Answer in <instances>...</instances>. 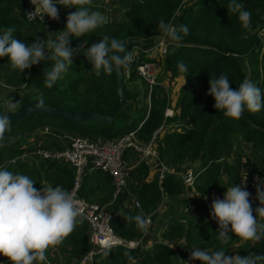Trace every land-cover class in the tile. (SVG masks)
<instances>
[{
  "label": "trees",
  "instance_id": "obj_1",
  "mask_svg": "<svg viewBox=\"0 0 264 264\" xmlns=\"http://www.w3.org/2000/svg\"><path fill=\"white\" fill-rule=\"evenodd\" d=\"M241 2L251 13V26L248 30L243 29L237 15L228 10V0H197L185 6L181 5V0H122L120 4L123 15L120 20L106 21L102 27L80 37L81 41L86 40L83 44L86 50L104 35L118 40L139 38L141 44L152 41L163 35L158 29L160 19L172 25L188 26V34L178 46L170 41L169 51L163 59V67L169 70L172 76L184 79L178 98V118L186 123L187 128L182 131L166 129L162 136H156L154 142L158 158L167 166H180L184 162L187 163L186 166L197 165L194 168L197 173L194 190L200 196L208 198L220 194L232 183H237L244 167H247L248 174L257 172L264 177V107L257 112L245 110L239 120H232L223 116L220 110H216L213 107V98L206 94L209 79L221 73L228 76L231 88L238 87L242 80L249 79L256 83L264 94V46H261L255 33L264 16V0ZM25 4L26 0H0V27L13 28L14 38L22 41L25 38L35 39L36 36H40V32L45 31L40 22L32 23L26 20ZM73 10L60 11V21L66 22L67 14ZM32 26L35 29L36 26L42 28L40 32L37 30L40 34L34 30L26 31V28ZM142 59L151 60L145 56H142ZM177 62L185 63L189 70L185 74L179 73ZM87 66L91 73V82L80 92L79 84L83 80V72L63 89H59L57 82L52 88H46L43 85L44 73L50 68V62L41 61L20 73L11 68L6 56L0 58V73L14 71L17 77L15 90L6 95L11 105H14L9 109L37 102L34 97L38 89L44 97V103L60 107L53 102L55 98H59L55 102L67 100L79 107L68 110L106 112L116 98L115 72L111 75L102 73L101 84L97 83V76L94 75L89 61ZM133 77L131 74L130 79ZM80 94H84L81 99L77 98ZM134 95L135 93L129 89L126 96L127 104L120 108L109 124L99 121L75 123L44 113H32L14 123L10 121L11 131L5 135L14 139L12 142L6 140L3 146H0V164L20 154L24 148L34 147L32 136L43 125L52 127L53 131H62L69 135L89 134L87 130L99 127L105 131V135L112 137L135 128L146 116V103L142 106L137 105ZM168 100V95L163 92L160 85L152 87L149 114L140 127L144 141H150L154 131L162 124ZM49 116L61 120H51ZM41 138L44 145L50 147L49 140L52 136L46 135ZM30 139L32 141H29ZM53 144L57 146L54 140ZM248 152L249 157H255L258 161L245 163L243 158ZM7 169L28 175L35 181L34 187L37 189L61 185L68 190L72 184L73 168L63 160L28 158L9 165ZM135 170L138 179L133 187V196L139 200L140 209L112 212L111 226L116 234L124 239L139 238L144 231L143 228H138L134 221L128 220L129 216L152 213L151 227L162 220L155 210L163 197H179L190 190L175 174L166 173L160 182L155 176L146 182L147 165L140 162ZM90 172L92 174L85 175L83 179L81 194L87 200L99 204L108 202L114 191L111 177L101 171ZM129 193L126 187L114 198V201L120 203L118 208H123L122 205L131 200ZM165 214L167 219L161 237L167 242L154 243L148 251L121 246L111 247L108 248L107 256L103 252L95 254L94 264H173L177 261L174 250L169 246L172 240L188 239L190 244L210 248L212 252L221 250L223 245L236 238L229 233L230 238L221 242L215 233L217 226L192 223L188 216L186 218L189 221L185 217L178 220L177 214L171 210H167ZM77 219L80 222L59 244L62 261L66 264H72L70 261L73 260L78 261L90 249L86 234L87 225L82 219ZM257 220L264 224V217L258 216ZM188 242L185 245L190 247ZM249 252L264 256V240L254 246L247 243L237 250L236 255L245 256Z\"/></svg>",
  "mask_w": 264,
  "mask_h": 264
},
{
  "label": "clouds",
  "instance_id": "obj_2",
  "mask_svg": "<svg viewBox=\"0 0 264 264\" xmlns=\"http://www.w3.org/2000/svg\"><path fill=\"white\" fill-rule=\"evenodd\" d=\"M30 3L35 5L41 20L45 16L51 20H60L58 6L74 10L67 14L63 29L55 32V39H52L51 33L59 20L52 29L44 28L47 42L36 36L31 43H26L14 38L13 28L0 27V58L6 56L11 68L20 73L32 65L50 59L53 63L44 73L43 85L46 88H52L72 65L73 55L86 43L85 40L77 47H72L71 39L85 36L102 27L106 23V18L100 11L89 7L92 0H30ZM181 5H184L182 0ZM228 10L237 15L243 29H250L251 13L244 8L241 0H228ZM28 15L32 16L33 11ZM158 29L166 39L175 42L176 46L189 31L187 25H172L163 19L158 20ZM133 44H141V41L129 45ZM126 46L124 40L104 35L98 42L88 46L83 55L91 63L95 76L99 77L102 73L111 75L117 71L121 72L122 68L129 67L134 61V53ZM261 46L264 45L261 44ZM149 54L150 57L147 56V58L151 60L147 61L153 62L156 54L154 52ZM166 54L158 57L163 60ZM176 67L181 74L189 70L183 62H177ZM124 80H126L125 76ZM230 83L228 76L224 73L208 81L206 94L213 98V107L220 110L223 116L239 120L245 110L257 112L264 107V94L256 83L244 79L235 88H231ZM34 98L37 106L44 103V97L38 89ZM169 104L170 98L166 106ZM13 107L14 105H10V108ZM170 109L173 113L170 117H173L174 109L173 107ZM9 114L13 113L0 111V146H3L6 140L12 142L14 139L5 135L11 131ZM34 184H36L35 181L28 175L0 167V256L7 257L10 264H34V262L46 264V251L60 244L80 222L77 219L80 216V210L70 191L61 185L37 189ZM258 193L260 199L264 201V192ZM249 195L245 176H243L239 183H232L226 187L221 197L211 200L210 216L217 223L215 233L221 242L230 238L229 233L241 241L248 242L250 246L264 240V224L257 221V216L264 217V207L253 209ZM128 220L134 221L141 229L147 223L140 213L129 216ZM108 248V244L103 246L105 256L108 255ZM193 260H199L200 264H264V256L255 253L249 252L245 256L226 255L222 250L210 252L198 247L191 249L184 264H191ZM0 264L4 262L0 261Z\"/></svg>",
  "mask_w": 264,
  "mask_h": 264
},
{
  "label": "built area",
  "instance_id": "obj_3",
  "mask_svg": "<svg viewBox=\"0 0 264 264\" xmlns=\"http://www.w3.org/2000/svg\"><path fill=\"white\" fill-rule=\"evenodd\" d=\"M64 9L63 6H58L59 12ZM32 11L33 15L29 16L28 13ZM24 12L28 22H40L45 29H52L59 20H51L47 16L41 20L39 12L35 10V5H32L30 0H26ZM259 31V40H264V21L260 25ZM169 44L170 41L161 35L147 42L145 45L133 44L129 47V50L134 53L135 59L129 67L123 69L124 76L128 79L131 74H133L134 77L141 78L147 87L146 116L135 128L115 137L105 134L70 135L71 137L67 145L63 148L55 149V147L49 148L45 145L34 146L30 149L26 147L20 154L10 157L4 161V163L0 164V167L8 168L9 165L18 161L34 158L49 161L63 160L71 165L73 168V178L68 191L73 194L74 202L80 210V216L78 218L82 219L87 225V241L90 245V249L81 256L78 264H94V255L103 252V246L105 244H108L109 248L121 246L132 250L140 249L148 233L152 215V213L144 214L147 223L143 228V234L139 238L124 239L117 235L111 226L112 211H110L105 204L87 200L80 192L81 184L88 172L101 171L107 173L111 177L114 186L112 196L115 198L119 192L123 191L132 178L131 174L135 165L134 163H129L127 160V153L130 152L136 156L137 161L145 159L148 166L152 167L153 165L158 182L162 180L166 173H171L181 178L183 185L187 189H190L187 192L194 191V183L197 176L195 169L192 167L173 168L167 166L158 158L154 139L160 132H164L167 129V117L173 114L172 109H170L171 107H165L162 124L154 131L150 141H144L140 134V127L149 114L150 92L152 87L158 83L153 62L142 59V56L150 57L149 53L154 52L156 55L163 57L168 51ZM163 128L164 130H162ZM40 129L46 135L50 132L53 134L46 125L42 126ZM29 141L32 140L30 139ZM243 176H245V184L250 194L249 200L252 206H260L263 201L260 199V194L258 192H264V177L257 172H252L250 174L247 172L242 173L240 178ZM240 178L237 183L240 182ZM131 201L132 208L140 209V202L135 196H132ZM162 201L163 200L158 204L155 210L156 212L163 210ZM2 257L3 256H0V260H2Z\"/></svg>",
  "mask_w": 264,
  "mask_h": 264
},
{
  "label": "rangeland",
  "instance_id": "obj_4",
  "mask_svg": "<svg viewBox=\"0 0 264 264\" xmlns=\"http://www.w3.org/2000/svg\"><path fill=\"white\" fill-rule=\"evenodd\" d=\"M193 1H197V0H182V2H183L184 5H186V4L190 3V2H193ZM99 2H100V4H95V3H99ZM112 3L114 5V8H116V9H113ZM120 3H122V0H92V3H91V5H89V7L92 10L100 11L105 16L106 20L109 19V18H111V19L114 18L115 21H117V20H120L121 17H122V15H123V11H119V10H123V8L121 7L122 5ZM93 4H95V5H93ZM263 21H264V16H262V21L257 26V28L255 30V33H256L257 37H258V35L260 33L259 27L263 23ZM64 24H65V21L64 22H62L60 20L58 21V23L56 24V27H55L54 31L51 33L52 34V39H55V36H56V33L55 32L60 31V30L63 29ZM28 30H31V31L34 30L36 32H38L37 30H39V32H40L42 30V28H40V27L37 28V26H36V29H35L32 26L30 28H26V31H28ZM39 32H38V34L41 33L39 37H41L42 39L45 40V42H47L48 39H47V36L45 35V33H43V32H40L39 33ZM32 40H33L32 38H25L24 39V41L26 43H31ZM81 42L82 41H81V38L80 37L72 38L71 41H70V46L77 47L78 45L81 44ZM263 42H264V40H260V43L264 45ZM129 47H130V45L127 44L126 48L129 49ZM84 52H86V50H85L84 47H82L79 52H77V53H75L73 55L72 65L69 66L68 71L63 74L62 78L57 81V84H58L59 89H63L64 87H66L67 85H69L70 82L72 81V79H74L77 76H79L82 72H83L82 75H84V76H83V80L79 84V91L80 92L84 91V89L87 88L90 85V82H91V78L92 77L90 75L91 73H90L89 68L87 66V61L88 60L83 55ZM46 61L50 62V67H51V64L53 62L50 59H47ZM162 62H163L162 58H159L158 55H155L154 56L153 63L156 64V66L154 68V72H155V75H156L157 80H159V83H162L163 86H166L167 87L166 89L169 90V92L167 90H163V92H165L168 95V98H170L171 103L174 104V102H175V100L177 98L178 92H177V90L175 91V87L173 86V84L175 86L177 85V88H179L180 85L183 83V80L184 79L183 78H181V79L179 78L178 79L177 77L172 76L170 74L169 70H167V69H165L163 67V63ZM122 69H124V68H122ZM125 79H126L125 80V83H126L127 87L130 89V91H132V92L135 93L134 98H135V101H136L137 105H139V106L144 105V103H146V98L143 96V91H144V88H145L144 81L141 78H137V77H133L131 79L129 77L128 79L127 78H125ZM16 80H17V77L15 76V72L14 71H12V72L11 71H3L2 73H0V107L2 109H4V110H7V109L10 108L11 103H10L9 99L6 97V95L9 92L13 91V89L15 90V88H16L15 87ZM97 80H98L97 83H101V84L103 83V78L101 76L97 77ZM83 96H84V94H82V95L80 94V95L77 96V98L81 99ZM58 99L59 98H55V101H58ZM131 99H129V101ZM55 101H53V102L56 103L58 106H60L62 108H65V109L79 108V107L74 106L73 104H70V102H68L67 100H65L64 102H55ZM76 101H78V99H76ZM170 106H171V104H170ZM49 118L51 120H55V121L56 120L57 121H60L61 120L59 118H54L52 116H49ZM14 122H17V121H12V123H14ZM166 127H168V126H166ZM49 128L51 130H54L50 126H49ZM172 128H176L177 129L178 127L177 126H173ZM162 130H164V128ZM177 130L181 131L182 129L181 128H178ZM87 132L89 134H91V135H103V134H105L104 133L105 131H103L99 127L98 128H95V129H89V130H87ZM49 135L50 136L52 135V139L54 140V142L57 143V146L55 147V149L65 147L67 145L68 141H69V138L71 137L69 134H67L66 132H62V131L54 132L53 134L50 132ZM158 135L162 136L163 135V131L160 132ZM42 136H46V134L44 132H42L41 129H40V127H39V129L34 133V136H32V137H34V146H44L43 138H41ZM249 155H250V152H248L247 155L244 157L245 163H249L250 164L252 162H257L258 161L255 157H249ZM127 160H128L129 163H134L135 167L140 162H142L144 165H147V167H148V163L145 161V159L144 160H141V161H137V158H136V156L134 154H131L128 157ZM183 164L180 165V166L174 165V166H171V167H173V168H185V167L187 168V167H190V166H186L185 165V164H187L186 162H184ZM151 169L153 170V165H152V168ZM246 171H247V167L243 171V173H245ZM87 174H92V172H88ZM131 176H132V180H130L128 182V184L126 185V187L130 191L129 194L132 197L133 194H134L133 187L136 184V180L138 178L136 177V173H134V171H132ZM224 191H221L220 194L218 193V195H216V196H214L212 198H208L207 197V203L205 201H200L198 199H195L193 197H187L185 195L184 196H180L174 202L179 203V204H187V205H189V204H192L193 205L195 203V206L198 209L197 213L200 214V219L197 222H192V223H199L200 225H204V224H207V223L210 222L209 220L206 221L205 215L208 214L206 211L208 209V206L211 203V200L213 198H219V197H221ZM163 199H164V197H163ZM130 202H132V201L130 200ZM104 204L112 212L114 210L121 209V208H118V205L120 203L118 204L116 201H114V197L113 196H112V199L110 201H108V202H106ZM260 206L262 207L263 206V203ZM260 206H256V207H253L252 206V207H253V209H255V208L260 207ZM178 208L179 207H175V204L174 203H171L170 205H168L167 207H165L164 210H166V211L167 210H171L172 212L175 213L178 210ZM166 211H164V213H166ZM166 217H167V215H166ZM188 218L190 219V221H195V219H191L190 217H188ZM257 219H258V217H257ZM257 221H258V223L261 224V222L259 220H257ZM237 239L239 241L236 244H235V240L236 239H234L232 241H229L225 245H223V247L221 248V250L224 251L226 253V255H235L236 252H237V250L240 247H243V246H245L248 243V242L241 241L239 238H237ZM188 241H189L188 239H186V240L183 241V245H184V247H185V249L187 251V254H185V255H188L189 256L190 251H191V249L193 247H198V248L206 249V250L210 251V248H203V247L197 246L195 244H190ZM190 241H191V238H190ZM186 242H188L187 244L188 245H191V246L190 247H187L185 245ZM0 261H4L5 264H10V262L7 259V257H4V256L2 257V260H0ZM70 262L72 264H74L76 261L73 260V261H70ZM175 263H177V262H175ZM175 263H173V264H175ZM191 264H200V261L199 260H194V261H191Z\"/></svg>",
  "mask_w": 264,
  "mask_h": 264
},
{
  "label": "crops",
  "instance_id": "obj_5",
  "mask_svg": "<svg viewBox=\"0 0 264 264\" xmlns=\"http://www.w3.org/2000/svg\"><path fill=\"white\" fill-rule=\"evenodd\" d=\"M95 4H100V2L99 3H95ZM95 4H93V5H95ZM112 7H113V9H116V8H114L113 3H112ZM119 11H123V10H119ZM106 21H115V19L114 18L113 19L109 18ZM177 78L179 79L180 77H177ZM156 80H157V78H156ZM157 82L159 83V80H157ZM158 85H160L163 90L165 89V90H167L169 92V90L166 89L167 87L166 86H163L162 83H159ZM173 86L175 87V91L177 90L178 94H177V98H176L174 104L171 103V101H170L171 107H173V109H174V116L173 117H169L167 119L168 120V127H167V129L176 130V128H172V127L173 126H177L178 128H181L182 130L183 129L185 130V128H187L186 123L180 121L179 118H178V115H179L178 98H179V94L181 93V90H182V87H183V83L180 85L179 88H177V85L175 86L173 84ZM146 93H147V89L145 87L144 88V91H143V96L144 97L147 96ZM170 104H169V106H170ZM52 132L54 133V132H58V131H53L52 130ZM49 143H50V147L49 148L56 147V145L53 144V139L52 138L49 140ZM130 155H131V153L128 152L127 153V156L129 157ZM243 161H244V158H243ZM190 167H192L193 169L195 168L194 166H190ZM148 168H149L148 169V176H147V178L145 180L146 182L151 181L153 179V177L155 176V169L153 168V170H154L153 171L151 169L152 168L151 166H149ZM245 169H246V167L243 168L242 173H243V171ZM133 171H134V173H136L135 168L133 169ZM131 180H132V178H131ZM184 195L187 196V197H193V198L198 199L200 201H205L207 203V197L206 196H200L195 190L193 192L192 191L185 192L181 196H184ZM179 197H175V198L164 197V199L162 201L163 210L159 212V218L162 219V220L159 223H157V224H152L151 227H150V229H148V233H147V235L145 236V238L143 240V245L140 248V250H142V251H148L153 246L154 243H158V242H162V241L164 243L167 242L166 240H163L162 239L161 235H162V231H163V228L165 226L166 219H167L166 215H164L165 214L164 211H166V210H164V208L167 207L168 205H170L171 203H174L175 204V207H179L178 210L175 212V214H177L176 217L178 218V220L181 217H185L186 218L187 216L190 217L191 219H195V221H191V222H197L200 219V214L197 213L198 209L196 208L195 203L193 205L192 204L187 205V204H179V203L174 202ZM122 206H123V208H121L118 211H126L128 209H134V208L131 207L130 200L127 201ZM253 207H256V206H253ZM206 212L208 213L207 215H205L206 221H208V220L210 221L207 224L210 225V226H217L216 221L210 216V207L209 206H208V209H207ZM154 221L156 222L157 221V218H155ZM235 239H236L235 240V244H236L239 240L237 239V237ZM169 246L174 250V253L176 255L175 261H177L178 264H184V260H187L189 256L188 255H185V254H187V251H186V249H185V247L183 245V241L182 240H179V239L177 241H173L172 240V242H169ZM46 252L48 254V256L46 254V258H47L46 264H65V261H62V256H61V253L59 251V244L56 245V246L50 247ZM63 255L66 256V254H63ZM79 260L76 261V264L79 263ZM177 263H175V264H177Z\"/></svg>",
  "mask_w": 264,
  "mask_h": 264
},
{
  "label": "water",
  "instance_id": "obj_6",
  "mask_svg": "<svg viewBox=\"0 0 264 264\" xmlns=\"http://www.w3.org/2000/svg\"><path fill=\"white\" fill-rule=\"evenodd\" d=\"M126 45L131 43H140L139 38H124ZM115 84H116V98L112 102L109 109L104 113H99L92 110H68L53 106L48 103H43L42 105L37 106V102H30L24 105H21L14 109L0 111H11L13 114H9L10 121H20L26 118L32 113H44L52 116H56L62 119H66L75 123H82L86 121H99L104 124H109L112 122L115 115L118 113L120 108L127 104V93L129 88L127 87L124 74L122 72H115Z\"/></svg>",
  "mask_w": 264,
  "mask_h": 264
},
{
  "label": "bare ground",
  "instance_id": "obj_7",
  "mask_svg": "<svg viewBox=\"0 0 264 264\" xmlns=\"http://www.w3.org/2000/svg\"><path fill=\"white\" fill-rule=\"evenodd\" d=\"M159 84V83H158ZM166 88V87H165ZM165 90V89H164ZM167 92V91H166Z\"/></svg>",
  "mask_w": 264,
  "mask_h": 264
}]
</instances>
